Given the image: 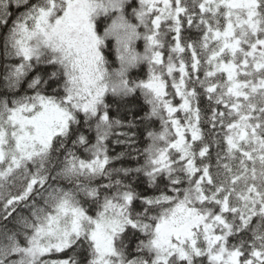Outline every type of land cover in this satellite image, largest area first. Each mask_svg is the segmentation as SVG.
I'll return each instance as SVG.
<instances>
[{
	"label": "snow or ice",
	"instance_id": "obj_1",
	"mask_svg": "<svg viewBox=\"0 0 264 264\" xmlns=\"http://www.w3.org/2000/svg\"><path fill=\"white\" fill-rule=\"evenodd\" d=\"M0 264H264V0H0Z\"/></svg>",
	"mask_w": 264,
	"mask_h": 264
}]
</instances>
